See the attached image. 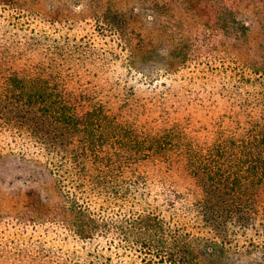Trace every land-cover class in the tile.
<instances>
[{"label": "trees", "instance_id": "trees-1", "mask_svg": "<svg viewBox=\"0 0 264 264\" xmlns=\"http://www.w3.org/2000/svg\"><path fill=\"white\" fill-rule=\"evenodd\" d=\"M243 3H163L166 15L199 20L195 39L160 53L167 71L200 59L186 96H168L172 84L143 71L148 97L136 71L134 81L110 85H123L115 104L106 95L96 103L85 92L73 97L53 79L0 74V119L23 102L24 121L41 114L57 132L34 138L63 160L73 186L58 185L70 202L54 213L73 214V236L86 244L75 264H264V48L241 49L255 29Z\"/></svg>", "mask_w": 264, "mask_h": 264}, {"label": "rangeland", "instance_id": "rangeland-1", "mask_svg": "<svg viewBox=\"0 0 264 264\" xmlns=\"http://www.w3.org/2000/svg\"><path fill=\"white\" fill-rule=\"evenodd\" d=\"M166 2L0 0V74L53 79L73 97L85 92L96 103L106 100V95L115 104V95L123 85L118 88L112 84L119 77L122 82L134 81L136 71L148 97L150 77L142 81L138 77L143 71L158 78L156 82L172 84L168 96L179 95V91L186 96L191 89L188 76H198L200 59H187L188 67L167 71L168 63L160 53L173 40L184 43V38L195 39L196 33H201L195 28L199 20L186 15L182 19L172 12L166 15L162 9ZM244 4L250 6L249 16L255 26L239 40L242 51L248 53L264 48V0H244ZM118 24H123L124 30ZM189 51L185 46L183 53ZM131 99L135 100L134 96ZM7 100L5 96L2 105L6 106ZM22 103L16 105L19 108L14 113L0 119V264H75L74 252L86 244H78L73 236V214L59 218L54 213L67 197L58 185L64 182L68 191H73V186L67 184L63 160L55 153L48 154L46 145L34 138L56 136L57 132L38 110H33L40 114L37 121H24L29 107ZM33 124L35 132L31 130ZM56 144L59 149L61 141ZM30 156L35 162L42 161L43 168L29 164ZM64 200L69 205V199Z\"/></svg>", "mask_w": 264, "mask_h": 264}]
</instances>
